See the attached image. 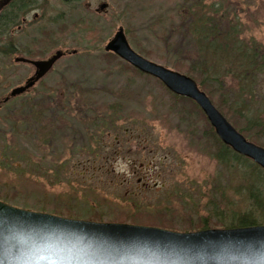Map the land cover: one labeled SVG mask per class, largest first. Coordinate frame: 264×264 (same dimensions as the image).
<instances>
[{
    "label": "rangeland",
    "instance_id": "374dc122",
    "mask_svg": "<svg viewBox=\"0 0 264 264\" xmlns=\"http://www.w3.org/2000/svg\"><path fill=\"white\" fill-rule=\"evenodd\" d=\"M38 1L42 8L30 13L28 23H32L33 33H30L29 27L27 33L26 27H22L23 35L18 38L16 34L15 38L29 40L33 52L30 58L33 60L47 58L56 51L67 53L55 64L53 71L44 79V84L50 87L59 80L58 73L69 68L68 77L73 83L75 81V86L68 88L70 93L74 92L78 97L80 93L91 95V104L76 103L77 99L69 101L70 112L53 127L59 132L55 134L57 147H45L42 140L33 139L31 147L25 145L31 149L28 161H11L15 165L10 168L9 160L0 159V187H6L8 193L13 190L19 196L18 200L0 201L33 212H41V204L81 212L88 208L89 203L100 212L99 205L109 203L112 207L104 208V212H132L135 208L152 211L171 203L172 211L180 212L184 219L191 214V210L182 208L183 205L187 208L192 202H197L199 214H208L209 206L205 205L215 198L216 193L226 194L230 201H241L246 187L235 172L226 170L216 162L215 149L201 139L198 131H201L204 122L195 119L192 124L179 122L176 115L170 112L173 110L168 106V98L162 95L159 85L152 80L135 76L131 88L122 83V79L112 80V75L107 78L109 80L101 81L103 75L98 70L101 66L98 58L105 52L106 42L122 27L136 53L142 56L135 46L138 45L153 53L154 58L145 57L147 60L184 74L155 58L164 55L165 44L180 42L187 46L189 60L194 63L188 65L191 64L195 71L204 69V80L217 89L224 103L250 122L263 124L264 127V0H147L140 5L132 0V6H129L131 0H82L75 4H61L60 0ZM183 4H186L185 7ZM102 5H105V10L97 13ZM186 6L190 12L192 8L193 11L199 8L203 20L196 19L192 24L194 27L189 29V38L187 32L185 37V32L180 29L182 22L179 23L177 19L178 14L185 19L188 17ZM45 9L48 21L42 16ZM217 21L223 23V29L230 31L225 35H228V41L233 40L231 44L229 42L231 53H220L212 48L207 51L209 57L205 66L200 64L204 55L192 49L193 42L199 40L201 34L208 37V32L216 33ZM157 22L161 24L160 29L153 25ZM169 26L182 35L168 34ZM199 27L196 32L195 29ZM41 28L44 29L40 31ZM83 28L86 31H81ZM28 33L30 37H26ZM95 35L104 38V41L97 44ZM210 42L217 43L216 40ZM215 51L218 54L214 59L211 54ZM256 56V61L261 63V71L247 75L251 58L255 62L253 57ZM242 58L244 61H241ZM6 61L15 65L12 58ZM17 66L20 68L22 65ZM19 81L20 78L9 77L6 83H2L1 96L17 86ZM105 82L113 85L114 88L108 87L113 89L116 96L107 95V88L100 89ZM197 84L200 87V83ZM121 89L129 91L122 95ZM31 91L28 94L30 97L33 95ZM99 91L103 94L98 95ZM118 105L121 110L115 118L107 107ZM88 110L104 119L109 117V125L104 129L105 134L98 139L97 148H91L93 152L75 146L72 136L66 135L74 131L71 128L75 127L74 121L92 112ZM33 143L39 145L40 149H35ZM11 145L16 152V139ZM1 149L0 143V156ZM60 164L61 167L57 169ZM16 169L17 173H13ZM91 187L95 189L93 192H89ZM173 189L176 191L172 196ZM191 190L192 200L186 198L183 201L176 196ZM61 217L69 218L67 215ZM193 218L195 220L197 217Z\"/></svg>",
    "mask_w": 264,
    "mask_h": 264
},
{
    "label": "trees",
    "instance_id": "16d2710c",
    "mask_svg": "<svg viewBox=\"0 0 264 264\" xmlns=\"http://www.w3.org/2000/svg\"><path fill=\"white\" fill-rule=\"evenodd\" d=\"M137 5L142 4L147 0H134ZM132 0L129 3V6H132ZM186 4H183L185 7ZM198 8V6H196ZM129 11V10H128ZM186 11L188 13V17L185 19L182 18L180 14H178V20L180 25V29L187 32V38H189V29L191 28V18L201 20L202 13L201 10L198 8L194 12H190L188 7L186 6ZM203 21V20H201ZM200 22V21H199ZM202 25L205 22H200ZM156 28L160 29L159 25L160 22L153 23ZM223 23L221 21H217L215 26L218 28L215 29L216 33L208 32V37L204 35V37H199V40H195L192 46V49H197L199 53L204 55V60L200 64H204L206 66V58L209 57L207 55V51H210L212 48L218 49L217 52L226 53L229 55L231 53V49L229 42L231 44V40L228 41V35H225V32L230 34V31H226L221 26ZM194 27V25H193ZM221 27V28H220ZM196 28V26H195ZM203 28V27H201ZM83 28L81 31H86ZM200 29H195L198 32ZM93 33V32H92ZM177 33L180 34V31L174 30L172 26L168 27V34ZM48 35V31L46 32ZM95 34V33H94ZM193 34V32H192ZM49 36V35H48ZM95 35V40L97 44H101L104 41V38ZM198 38V37H196ZM216 40L217 43H213L208 41ZM102 39V40H101ZM195 39V38H194ZM233 41V40H232ZM134 42V41H133ZM208 42V43H207ZM134 44V43H133ZM138 49L139 53L145 58L153 59L154 55L149 50H144L138 45H135ZM164 55L155 57L157 61H159L163 65H168L172 67L174 70L180 71L191 78H193L196 82L200 83V88L205 92V94L209 97L213 105L221 112L227 120L238 130L242 135L253 142L256 145H259L264 148V127L263 124L252 123L248 119L241 116V114L237 113V111H233L231 107L227 106L224 103V100L218 95L217 89L212 86V84L208 83L204 79V69L200 71H195V68L188 63H192L189 60V53H187V46L177 42L176 44H165L163 47ZM216 51L211 54V57L215 59V55L218 54ZM181 54V55H180ZM220 57V56H219ZM244 58L241 59V61ZM252 61L250 68L246 72V74H254V72H260V62L256 61L257 56ZM98 62L101 63L100 68L98 69L103 77L101 81L109 80L110 75H112V80L117 81L122 79V83H125L127 87L131 88L132 83L134 81V77L137 78L141 77L142 79L152 80L157 85L162 92V95L168 98L169 103L168 106H171V109L177 119L180 121H185L186 123L192 124V121L198 120L203 121L204 124L200 128L201 131L198 133L202 135V138L206 144H210L214 149V159L218 164L223 166L226 170H232L235 174L239 177L245 185V194L241 198V201H230L227 200L225 197L226 194L216 193L214 195L212 201H209L205 207L209 206L208 214H199L200 206L197 202H192L191 206L185 208L183 205L182 208L186 210H191L190 215H186L187 217L184 219L183 214L177 211H172L171 201H169L170 205L164 207L161 206L156 210H146L135 208L134 211H120L113 210V212L107 211L104 212V208H111V204L102 203L99 205L100 212H98L95 206L90 205L87 203L88 208H85V211L81 212H70L69 210L58 207V206H50L47 204H41L40 210L41 212H49L51 214L59 215V216H66L72 219H80V220H88V221H103V222H120V223H130L135 225H145V226H153V227H160L172 231H194L202 228H233V227H249L254 225H264V171L255 165L249 159L242 157L236 153H234L229 147L225 146L220 142V140L215 135L213 129L210 127L209 123L207 122L204 114L202 111L197 107V105L184 97H178L170 93L158 80L143 75L139 73L136 69L131 67L129 64L118 58L116 55L110 52H104L98 58ZM114 63V65H113ZM256 63V64H255ZM117 66V69L116 67ZM254 66H257L253 68ZM71 70L65 69L59 75V80L55 83L53 82L50 87L47 84L42 83L39 88H37L33 95L27 98H21L19 102H17L16 110L12 114L15 118L10 115V110H7L6 113L0 116V143L2 146L1 149V156L0 159L2 160H9L10 164L9 167L12 168L13 164L11 161L15 162H24L28 161V154L31 149L25 147L26 144L29 146L32 144L33 139L37 141L42 140V144L45 147L56 146L57 147V137L56 132L59 134L57 130L53 127L57 125L59 122L62 121V117L70 112L69 103L74 99L76 103L82 104L83 102L87 105L91 104V99L87 95L85 96L84 93L81 94V98L78 97L74 92L70 93L68 89L70 86L75 84L72 82V79L68 77V73ZM128 74V75H127ZM75 86V85H73ZM112 84L109 82L102 83L100 89L107 88L106 94L112 97L116 96V93H113V89L111 87ZM118 88V87H116ZM122 95L126 94L128 90L121 89ZM102 92H98V95H102ZM75 95V96H74ZM105 96V95H104ZM89 101H88V100ZM70 101V102H69ZM126 102V100H125ZM100 106H104L100 104ZM108 110L112 115L116 117L117 112L121 110V106H112L107 107ZM69 110V111H68ZM92 111V110H88ZM65 115V116H66ZM108 116L105 119L102 116L96 115L92 112L85 114L83 118H78L79 120L74 121L75 127L73 128L72 133H66L68 136H72L71 139L75 146H79L80 149L83 151L93 152L91 148L96 147L98 139L105 134L104 129L107 127L108 124ZM16 120V121H15ZM73 122V124H74ZM245 124L244 126L242 124ZM188 125V124H186ZM191 126V125H190ZM77 128V129H76ZM246 129V130H245ZM131 136H133V132L131 131ZM202 133H206L204 136ZM198 134V136H199ZM16 139V152L13 151V146L11 142ZM84 143V145H82ZM101 145V142L99 143ZM34 148L39 150V145L33 143ZM31 147V146H30ZM100 147V146H99ZM0 166H2V162H0ZM61 167V164L57 166V169ZM20 173L22 172L19 170ZM13 173H17L13 170ZM23 174V173H22ZM95 189L91 187L89 192H93ZM175 191L171 192V195H175ZM14 194V195H13ZM97 195V194H96ZM98 196V195H97ZM178 199H182L183 201L187 199L193 198V190L186 191V193H182L181 195H176ZM18 195L13 193V190H9V193L6 187H0V199L4 201H14L18 200ZM80 198V197H79ZM172 199V198H170ZM238 199V198H237ZM82 199L80 198V201ZM29 202V201H28ZM167 204V203H166ZM102 206H104L102 208ZM190 213V212H189ZM206 215V217H202ZM197 217L195 220L193 217ZM178 223L180 225H178Z\"/></svg>",
    "mask_w": 264,
    "mask_h": 264
},
{
    "label": "water",
    "instance_id": "95a60500",
    "mask_svg": "<svg viewBox=\"0 0 264 264\" xmlns=\"http://www.w3.org/2000/svg\"><path fill=\"white\" fill-rule=\"evenodd\" d=\"M104 51L158 80L173 95L193 101L222 144L264 170V148L247 140L193 78L136 53L122 27ZM63 55L56 51L46 60L33 61L34 76L10 96L30 89ZM257 251H264V225L179 232L64 218L0 201V264H247Z\"/></svg>",
    "mask_w": 264,
    "mask_h": 264
},
{
    "label": "flooded vegetation",
    "instance_id": "af4514ba",
    "mask_svg": "<svg viewBox=\"0 0 264 264\" xmlns=\"http://www.w3.org/2000/svg\"><path fill=\"white\" fill-rule=\"evenodd\" d=\"M61 4H75L79 3L82 0H60ZM38 0H0V96L2 94L3 85L2 83H6L8 78H14L19 79L17 86L12 87L8 93L5 96H1L0 98V116L6 113L7 110H10V115L14 117L12 114L16 110V104L23 99V97L27 98L29 92L31 91L34 93V91L37 89H34L36 86L39 88L42 83H44V79L48 77V75L53 71V68L55 64L58 62V60L54 63L52 68L47 72L45 76H43L41 79H39L30 89L24 91L22 94L11 97L10 93L12 90L18 87H22L25 85L27 80L32 78L35 74V66L32 64L33 61H41L46 60L39 59V60H33V52H32V46L29 45V40H22L15 38V35L17 34L18 38L23 35L22 33V27H26V33L28 32V27L30 28V33H33L32 23H29V17L30 13H32L35 10H40L42 7ZM100 11H96L97 13L102 12L105 10V8H99ZM194 9L192 8V11ZM191 11V12H192ZM46 12V14H45ZM194 12V11H193ZM46 20L47 18V10H44V13L42 15ZM36 17V15L34 16ZM193 18V17H192ZM191 18V26L194 24V19ZM31 21V20H30ZM44 28H41L40 31H42ZM30 33L25 34L26 37H30ZM20 34V35H19ZM29 35V36H28ZM32 38V37H31ZM33 38L31 39V41ZM31 44V43H30ZM22 47L23 50H19V48ZM64 52V51H63ZM67 53L64 52V57ZM61 57V58H62ZM14 62V66L7 63V59H11ZM17 65L20 68H17ZM20 72H19V71ZM20 74V76L18 75ZM16 121V120H15Z\"/></svg>",
    "mask_w": 264,
    "mask_h": 264
},
{
    "label": "clouds",
    "instance_id": "9594fccd",
    "mask_svg": "<svg viewBox=\"0 0 264 264\" xmlns=\"http://www.w3.org/2000/svg\"><path fill=\"white\" fill-rule=\"evenodd\" d=\"M247 264H264V251H257L249 257Z\"/></svg>",
    "mask_w": 264,
    "mask_h": 264
},
{
    "label": "bare ground",
    "instance_id": "6f19581e",
    "mask_svg": "<svg viewBox=\"0 0 264 264\" xmlns=\"http://www.w3.org/2000/svg\"><path fill=\"white\" fill-rule=\"evenodd\" d=\"M200 37H204V35H203V34H201V35H200Z\"/></svg>",
    "mask_w": 264,
    "mask_h": 264
}]
</instances>
